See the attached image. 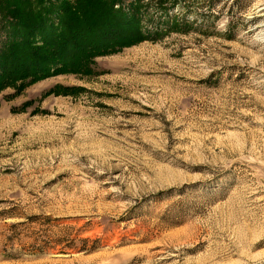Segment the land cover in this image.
I'll return each instance as SVG.
<instances>
[{"label":"rangeland","instance_id":"obj_1","mask_svg":"<svg viewBox=\"0 0 264 264\" xmlns=\"http://www.w3.org/2000/svg\"><path fill=\"white\" fill-rule=\"evenodd\" d=\"M141 3L158 38L0 90V264H264V0Z\"/></svg>","mask_w":264,"mask_h":264},{"label":"trees","instance_id":"obj_2","mask_svg":"<svg viewBox=\"0 0 264 264\" xmlns=\"http://www.w3.org/2000/svg\"><path fill=\"white\" fill-rule=\"evenodd\" d=\"M142 7L141 0H0V90L18 92L58 73L93 74L96 56L158 38L159 29L142 28Z\"/></svg>","mask_w":264,"mask_h":264}]
</instances>
